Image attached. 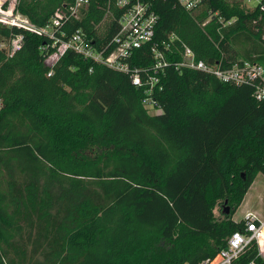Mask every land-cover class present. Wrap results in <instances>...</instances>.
<instances>
[{"label":"trees","instance_id":"trees-1","mask_svg":"<svg viewBox=\"0 0 264 264\" xmlns=\"http://www.w3.org/2000/svg\"><path fill=\"white\" fill-rule=\"evenodd\" d=\"M109 1L91 0L58 37L81 30L96 47L106 44L117 32L114 19L105 21ZM179 1H154L156 35L132 68L152 66L151 46L163 49L171 36L169 60H180L181 43L223 69L264 66L261 5L203 0L188 12ZM71 4L18 0L17 12L45 27ZM17 36L19 52L0 48V264L215 259L242 228L234 216L264 175V102L253 88L170 66L153 89L156 114L143 104L149 88L134 86L130 74L73 51L49 65L52 39L0 24V44ZM254 257L253 250L235 264Z\"/></svg>","mask_w":264,"mask_h":264},{"label":"built area","instance_id":"built-area-1","mask_svg":"<svg viewBox=\"0 0 264 264\" xmlns=\"http://www.w3.org/2000/svg\"><path fill=\"white\" fill-rule=\"evenodd\" d=\"M155 0H114V6L119 10L117 17L111 10L112 0L109 1L106 20L114 19L117 24V32L106 44L95 46L88 36L81 30L74 32L67 40L63 32L65 25L72 20H81L88 10L91 0H73L68 8L59 9L45 27L34 26L26 17L17 12L18 0H0V24L9 28H21L38 35L47 36L53 40V52L47 63L55 64L68 52L73 51L86 60L95 64L104 65L110 69L125 74H130L133 85L149 88L143 104L160 113L157 101L152 97L154 87L160 83V75L166 68L174 66L179 72L196 70L211 74L224 83L236 86H250L253 88V96L258 102H264V66L250 61H240L231 68L223 69L221 64L209 65L198 60L192 48L185 44L177 45L176 51L180 60L173 61L167 57V51L176 41L175 36L170 41H165L161 49L160 45L153 44L152 53L154 64L148 68H132L130 62L136 52L151 45L156 35V27L159 16L154 10ZM252 2L253 0H248ZM180 5L188 12H193L201 5L203 0H180ZM264 12V3L259 1ZM204 23L202 26H205ZM61 34L63 38H59ZM264 39V37H263ZM23 36L12 38L9 43L2 42L0 48L9 50L11 56L19 52L23 47ZM92 42V43H91ZM8 44V45H6ZM242 228L236 231L228 240L227 246L221 250L215 259H206L200 264H235L248 252L255 251V257L247 264H264V220L253 213L236 221Z\"/></svg>","mask_w":264,"mask_h":264},{"label":"rangeland","instance_id":"rangeland-1","mask_svg":"<svg viewBox=\"0 0 264 264\" xmlns=\"http://www.w3.org/2000/svg\"><path fill=\"white\" fill-rule=\"evenodd\" d=\"M230 3L239 2L243 5V7L247 10H253L261 0H253L249 2L248 0H228ZM8 45V44H6ZM1 109V103H0ZM225 204V203H224ZM217 213V217L220 216V208L215 210ZM224 212V205H223ZM253 213L260 217V219L264 220V175H259L249 190L246 198L238 209L237 213L234 216L235 221L241 220L246 213Z\"/></svg>","mask_w":264,"mask_h":264},{"label":"water","instance_id":"water-1","mask_svg":"<svg viewBox=\"0 0 264 264\" xmlns=\"http://www.w3.org/2000/svg\"><path fill=\"white\" fill-rule=\"evenodd\" d=\"M243 177H246L245 174L242 175ZM224 214L229 216L231 214V208L228 206V201L224 204Z\"/></svg>","mask_w":264,"mask_h":264},{"label":"flooded vegetation","instance_id":"flooded-vegetation-1","mask_svg":"<svg viewBox=\"0 0 264 264\" xmlns=\"http://www.w3.org/2000/svg\"><path fill=\"white\" fill-rule=\"evenodd\" d=\"M242 178H243V180H246V177H243V176H242Z\"/></svg>","mask_w":264,"mask_h":264},{"label":"crops","instance_id":"crops-1","mask_svg":"<svg viewBox=\"0 0 264 264\" xmlns=\"http://www.w3.org/2000/svg\"><path fill=\"white\" fill-rule=\"evenodd\" d=\"M256 181V180H255ZM254 184V183H253ZM251 189V188H250ZM248 194V193H247ZM246 198V197H245ZM245 200V199H244Z\"/></svg>","mask_w":264,"mask_h":264}]
</instances>
